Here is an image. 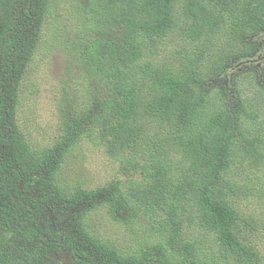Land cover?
Segmentation results:
<instances>
[{"label": "trees", "instance_id": "16d2710c", "mask_svg": "<svg viewBox=\"0 0 264 264\" xmlns=\"http://www.w3.org/2000/svg\"><path fill=\"white\" fill-rule=\"evenodd\" d=\"M263 27L264 0H0V264H264V73L218 82ZM43 65L48 144L21 125ZM100 206L145 236L109 239Z\"/></svg>", "mask_w": 264, "mask_h": 264}, {"label": "rangeland", "instance_id": "374dc122", "mask_svg": "<svg viewBox=\"0 0 264 264\" xmlns=\"http://www.w3.org/2000/svg\"><path fill=\"white\" fill-rule=\"evenodd\" d=\"M257 35H252L254 40L257 38ZM261 37H263V34H261ZM257 43L259 44V42ZM189 49L190 48H188V50ZM262 53H264V46L259 55H256V53L252 57L256 59ZM245 61H249L247 56L239 55L232 59L229 65L224 69L221 77L218 78V82L221 83L222 86H231L233 75L238 72L243 73V89L247 93V96L250 97V94L252 92L251 85L249 84L245 73H249L251 75L250 72H253L256 76L261 77L264 73V70H261L264 67V57L262 59L253 60L251 63ZM60 63V58L56 56L52 57L53 69H56L60 65ZM38 71L39 72L35 75V81L38 85V96L37 98H31L25 94L23 108V113H25V116L24 120L21 122V125H28L29 131L27 132V135L30 138L35 137L41 131V129H44L45 135L42 139V142L44 144H48L50 142V136L57 135L60 129H56L58 126V119H56L54 122H51L52 117L57 118L56 116L59 115V113L56 111V101L58 102L60 95L56 94L52 89L50 83L46 82L47 79H51V81L54 83L57 82L55 78L50 76L48 70L46 69V66H41ZM259 72L262 73L259 75ZM234 94V103H236V99H240V97H237L236 92ZM260 102L261 100L259 102L257 101V105L254 103L247 104L243 108H241V110L246 111V113H250L252 112V109L254 107H260ZM63 105H66V103ZM76 147L78 148L77 150L80 151L79 157L83 156V154L81 153L82 146L78 145ZM102 155L107 159V155L105 153H102ZM103 156H93V160L90 165L95 173L93 176V181L91 182L92 185L99 186L98 184L104 182L106 179L105 172L110 169L109 162ZM66 163H68L66 171H69V173L73 174L74 176H77L76 174H74V172H77L79 176H77L76 179L84 182L86 173L79 166V160L76 157L70 155L67 158ZM241 170L242 168H239L236 172H240ZM62 171L63 170L61 169V173ZM107 207L108 206H100L90 210L86 215L87 221L93 223L101 221L102 225L100 226V229L102 233L108 236L109 239L116 238L118 243L124 244L126 238L124 236L126 235L129 238L135 237V239H137V242L139 243L141 237L145 236L142 231L147 230L148 227H145L141 220L137 221V218H133L132 220H130V223H124L129 220L126 218H124L123 220L121 216L120 220H111L108 217ZM257 214L258 212L256 213V215ZM143 240L141 242H143ZM258 242L259 244H264V237L259 236Z\"/></svg>", "mask_w": 264, "mask_h": 264}, {"label": "flooded vegetation", "instance_id": "af4514ba", "mask_svg": "<svg viewBox=\"0 0 264 264\" xmlns=\"http://www.w3.org/2000/svg\"><path fill=\"white\" fill-rule=\"evenodd\" d=\"M261 34H263V37H261ZM257 35V34H256ZM251 39H253V41H255L256 43L259 42V44L257 43V49L255 52L249 53L248 55H246L248 57L249 61H245L248 63H251L253 60L256 59H262L264 57V53H262L260 56H258L256 59H254L252 56L255 55H259L260 51L263 49L264 46V27L261 29V31L258 33L257 38L254 40V38L252 37V35L250 36ZM259 37V38H258ZM250 39V38H249ZM264 70V67L261 69Z\"/></svg>", "mask_w": 264, "mask_h": 264}]
</instances>
